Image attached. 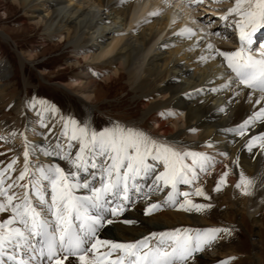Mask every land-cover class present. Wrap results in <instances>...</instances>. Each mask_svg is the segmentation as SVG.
<instances>
[{"label": "bare ground", "instance_id": "bare-ground-1", "mask_svg": "<svg viewBox=\"0 0 264 264\" xmlns=\"http://www.w3.org/2000/svg\"><path fill=\"white\" fill-rule=\"evenodd\" d=\"M12 2L22 10L26 20L42 29L44 39L59 37L61 43L68 45L73 54L72 58L78 59L79 63L83 60L85 66L64 82L63 86L84 101L86 112L90 113L92 110L90 104L95 96L98 81L108 83L124 75L134 99L143 104L144 114L141 122L149 124V129L147 131L143 128L141 131L177 149L203 152L212 158L207 171L200 172L197 167L198 179L192 184H186L190 185L192 190L196 186H203L208 199L196 196L194 192L190 199L194 203H210V209L188 212L168 205L161 207L163 210L156 214H151L152 211L150 215H146L144 210L147 205L156 201L163 202L170 189L149 192L148 185L152 183V179L137 178L136 183L141 185L140 191L130 189L129 200L124 201L123 213L116 217L110 213L106 214L113 223L105 224L99 230L101 239L133 242L151 232L174 228H224L226 226L223 223L234 220L239 213L247 214L254 222L258 221L259 215L264 213V150L257 145L249 151L244 145L252 135L264 132V122L256 121L250 125V130L245 136H239L228 129L234 128L254 110L264 106V102L262 105H256L254 100L258 93L254 94L250 101L247 95L249 89L243 86L237 88L234 81L229 82V77L234 74L227 68L222 57L217 55L214 59L206 61L199 59L201 55L207 54L205 45L208 42H212L221 50H234L239 46L234 48L228 41L230 36L235 38L232 33L234 26L213 28L205 23V10L220 15L231 7L232 0H220L218 3L212 0V7L200 5L204 11L196 15L189 7H185L187 0ZM220 3H229V6ZM42 10L47 13L43 14ZM155 10H160L159 14L150 16L149 13ZM231 19L230 17L229 20ZM146 24L150 26L145 27ZM184 27L192 28L195 35L191 38L178 35L179 30ZM177 40L182 41L178 46H174ZM260 40V45H264V33L259 34L256 42ZM255 43L251 48L255 47ZM257 49L252 48L253 54L258 55ZM18 57L23 63L34 59L35 48L20 50ZM9 70L8 61L0 59V79L8 76ZM226 83L228 87H221ZM25 84L30 82L25 80ZM12 85H0V111L4 110L6 104H10L17 111L16 121L0 122L1 139L14 149L13 153H8L5 149L0 151V168L5 167L15 157V152H18L17 164L14 165L17 171L11 172V176L7 178L9 182L11 178L18 176V171L23 167L25 141H28L31 147L41 150L43 147L59 143L73 157L79 150L78 141H72L63 135L62 118L76 119L73 113L65 116L57 104L42 97L22 98L17 88H12ZM213 88L217 91H212ZM236 92L239 94L236 95ZM53 107L55 112L52 111ZM220 107L225 110L220 112ZM169 111L175 115H160ZM88 117L86 116L84 123L90 127ZM16 140H22V143L18 145ZM69 144L71 147H68ZM40 153L37 149L32 152L29 157L30 167H39L41 163H57L66 170L71 167L70 162L61 157L44 156ZM97 159L102 162V158ZM186 162L191 163V158ZM160 166L157 171L162 170V165ZM209 169L212 171L209 172ZM89 171L97 173L94 179L96 186H99V164L97 169H91L89 165ZM225 171L229 173L226 185L222 186L223 190L214 191L217 182L213 183V180ZM241 172L255 179L251 195H243L241 190L235 187ZM206 173L208 174L205 176ZM81 176H88V173L82 172ZM26 182L27 178L20 183ZM89 182L92 183V178ZM46 192L51 193L50 187ZM84 192L85 190L77 194H86ZM146 192L149 193L147 198L144 196ZM32 198L36 200L34 193ZM108 199L110 203L116 202L111 196ZM177 200L183 199L178 196ZM9 214L0 213V220L6 219ZM126 220L133 223H124ZM215 220L220 221L221 225L213 226ZM231 239V235L219 234V238L211 247L198 252L199 255L190 264H218V259L210 256L209 249H215L218 256H221L234 250L233 242H226ZM99 250L105 249L102 247ZM256 250L257 246L254 245L253 256L244 264H255L261 260Z\"/></svg>", "mask_w": 264, "mask_h": 264}, {"label": "snow or ice", "instance_id": "snow-or-ice-1", "mask_svg": "<svg viewBox=\"0 0 264 264\" xmlns=\"http://www.w3.org/2000/svg\"><path fill=\"white\" fill-rule=\"evenodd\" d=\"M184 2V0H182ZM202 0H187L185 7L201 3ZM220 2V0H216ZM160 10L149 13L156 16ZM232 18L229 20V18ZM220 19L234 26L238 33L239 46L234 50H221L212 42L205 47L207 54L199 59L206 61L217 55L223 58L227 68L234 74L229 82L234 81L237 88L249 89L247 95L251 101L264 102V45L253 54L254 34L264 29V0H234ZM191 38L195 33L190 27H184L177 33ZM219 35V33H209ZM199 39V37H197ZM228 83L221 87H228ZM197 92L200 90H196ZM212 91H217L213 88ZM236 95L239 92L235 93ZM223 112L224 107L218 109ZM55 112V108H52ZM175 115L160 113L164 115ZM256 121L264 122V106L254 110L240 124L228 131L245 136L250 125ZM63 135L72 141L79 142V150L73 157L61 144L42 148L44 156H58L70 162L67 170L57 163H41L39 167H30L29 157L35 148L24 143L23 167L18 176L8 177L17 171L14 165L17 159L0 168V213H10L6 219L0 220V264H190L194 254L203 252L206 247L223 233L231 235L232 229L224 228H174L161 232H151L133 242H118L101 239L99 230L113 221L106 217L107 213L116 217L125 211L124 201L129 200L130 189L140 191L137 178H151L149 192L167 191L163 202L149 203L145 214L171 205L184 211L202 212L210 209V203H194L188 191L180 192L179 183L192 184L198 179L197 167L206 172L212 158L203 152H191L177 149L167 142L153 138L139 129L124 127L119 124L102 131L91 129L86 123L74 118H62ZM195 131V129H190ZM264 150V132L252 135L247 139L245 147L249 151L254 146ZM68 147H71L69 144ZM102 158V162L97 158ZM191 158V163L187 159ZM151 161V163H150ZM99 164V186H96L95 171ZM162 170L157 171V165ZM88 176H81V173ZM228 171L223 172L214 191H218L227 183ZM26 183H20L25 181ZM92 178V183L89 180ZM255 179L247 177L243 172L235 187L245 195H251ZM51 189L48 199L46 189ZM84 189L86 194L78 195L77 190ZM36 200H33L32 194ZM194 194L208 199L203 186L195 187ZM149 195L144 193L145 198ZM111 196L115 203H110ZM183 196L182 201L177 197ZM36 201L39 203L37 204ZM131 224L133 221L126 220ZM155 243H151L152 240ZM104 251H100V248ZM235 257H227L219 264H229Z\"/></svg>", "mask_w": 264, "mask_h": 264}, {"label": "rangeland", "instance_id": "rangeland-1", "mask_svg": "<svg viewBox=\"0 0 264 264\" xmlns=\"http://www.w3.org/2000/svg\"><path fill=\"white\" fill-rule=\"evenodd\" d=\"M211 1L202 0L201 3L191 5L189 8L196 15L204 11L203 8H200V5L212 7ZM233 2L234 0L231 4ZM220 4L226 7L229 6V3ZM205 12L207 13L205 18L207 25H211L213 28L228 26V22L222 21L220 15L214 14L212 11L209 13L205 10ZM42 13L46 14L47 11L42 10ZM149 26V24H146L145 27ZM232 31L235 36V33H237L235 28L232 27ZM171 36H174V34H171ZM228 39L233 44L232 47L239 45L236 37L230 36ZM181 41H175L174 46H178ZM260 42L261 40L257 41L255 47L252 48H258L257 45H260ZM31 47L35 48V58L24 61V63L21 62L18 57L19 51ZM71 55L73 54L68 45L61 43L59 37L44 39L42 29L26 20L22 10L12 0H0V59L8 61L10 69L8 76L0 79V85L9 84L11 86L14 84L12 88H17L22 98L38 96L50 100L58 105L65 116L73 113L75 118L83 123L86 116H89L90 128L97 132L102 131L104 128H111L115 124L140 130L145 128L144 130L148 131L149 124L141 122L144 114L143 104L139 100L136 102L134 99V94L131 92L127 78L124 75H120L108 83L98 81L95 96L90 104L92 110L90 113L86 112L84 101L63 86L64 82L80 72L85 66L82 59L79 63L78 59L72 58ZM25 80L30 84H25ZM3 108L4 110L0 111V122L4 120L16 121L17 111L10 104H6ZM16 143L19 145L22 140H16ZM2 149H5L8 153L14 150L10 148V144H7L0 137V151ZM35 149L42 154L40 148L35 147ZM17 156L18 152H15V158ZM160 167L158 164L157 168ZM210 171L212 169H209ZM217 179L219 177L215 178V180ZM215 180H213V183L218 181ZM205 186L207 185L205 184ZM177 188L180 192L188 191L191 195L195 190V187L192 190L190 185L183 183H179ZM207 188L210 189L209 186ZM221 190H223V187H221ZM81 191H84V189L77 190V192ZM46 193L48 199H50V192ZM191 195L189 198H191ZM180 197L184 199L183 196ZM162 210L163 208H160L151 214H156ZM263 220L264 213L259 215L257 222L252 221L247 214L239 213L234 220L224 222V226L232 229V239L226 242L232 241L234 250L231 249L232 251L218 256L217 252L214 251L215 249H209L210 256L217 258L218 262L225 260L227 257H235V259L229 261V264H244L253 256L255 245L257 246L256 252L261 256V260L255 264H264ZM213 224V226H219L221 222L215 220ZM151 243H155V240L153 239ZM198 255L199 253H195L194 256Z\"/></svg>", "mask_w": 264, "mask_h": 264}]
</instances>
